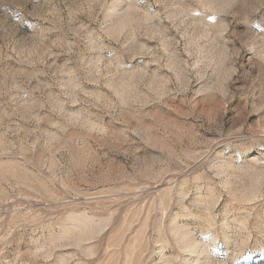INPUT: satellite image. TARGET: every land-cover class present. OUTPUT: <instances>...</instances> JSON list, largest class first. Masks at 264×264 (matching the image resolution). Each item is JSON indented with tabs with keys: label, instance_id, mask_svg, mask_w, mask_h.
<instances>
[{
	"label": "rangeland",
	"instance_id": "1",
	"mask_svg": "<svg viewBox=\"0 0 264 264\" xmlns=\"http://www.w3.org/2000/svg\"><path fill=\"white\" fill-rule=\"evenodd\" d=\"M250 17L264 7L0 0V264H264Z\"/></svg>",
	"mask_w": 264,
	"mask_h": 264
},
{
	"label": "snow or ice",
	"instance_id": "2",
	"mask_svg": "<svg viewBox=\"0 0 264 264\" xmlns=\"http://www.w3.org/2000/svg\"><path fill=\"white\" fill-rule=\"evenodd\" d=\"M244 6L246 9H251L252 11H255L257 7H264V0H260L259 3H257V0H244ZM205 19H212V17L206 16ZM245 23L252 29L256 30L257 28H260L261 25H264V20H257L256 17H250L245 21ZM209 27H212V25H209ZM262 32H264V28H260ZM247 143V141L244 142V149H247L250 147ZM238 264V262H237Z\"/></svg>",
	"mask_w": 264,
	"mask_h": 264
}]
</instances>
